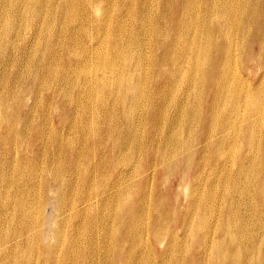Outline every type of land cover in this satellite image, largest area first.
I'll list each match as a JSON object with an SVG mask.
<instances>
[{"label": "bare ground", "instance_id": "6f19581e", "mask_svg": "<svg viewBox=\"0 0 264 264\" xmlns=\"http://www.w3.org/2000/svg\"><path fill=\"white\" fill-rule=\"evenodd\" d=\"M45 1L47 0H43V2ZM61 1L62 4L66 1L64 9L60 6ZM120 1L125 5L130 2L127 11L124 10V7H120L118 11L116 10V4ZM147 1L150 2L151 0H145L144 7ZM256 1L238 0L237 7H241V11L244 12L249 10L252 2ZM38 2L41 13H44L43 2L40 3L39 0ZM134 2L136 3V0H54V4L51 5V11H56L57 15L65 18V22L61 27L67 26V20L73 16H77L79 14L78 12H81L82 17L86 19L87 25L90 28H94L95 23L89 16L98 10L108 14V20L113 16V13L114 15L117 14V18H121V22L114 32L118 34L117 38L113 39L109 37L111 50L114 51L113 55L109 54L104 61L110 81L118 83L121 87L116 92L108 88L101 93L94 90L92 86L89 90L85 91L88 94L85 103L95 117H97L95 113L101 111L105 103L108 106H116L118 111L121 112V116L114 117L107 127L94 129L91 133L93 144L89 141V148L85 154L78 150L77 145H85L87 143L86 139L83 143L75 139L71 128L67 132L55 131L52 135L59 138V146L67 151V155L63 156L67 169L61 166L57 170L58 177L44 176L42 172L40 175L41 178L44 177L42 180L45 182L46 190L52 185L56 188L53 192H46L49 201L51 200V196L57 197V202L53 206L54 210L59 211L63 208L62 202L59 199L62 195H68L70 202L74 201L72 213L68 221L72 219L73 213L80 217L84 210L90 209L94 220L96 218L98 220L96 223L94 220L90 221L87 227L92 232L98 228L97 234L104 235L101 241L100 238H96V240L88 234L82 253H75L78 247L74 245L70 250L65 252L68 261L64 264H84L89 259H92L94 264H100L102 259L105 264H110L112 244L114 243L113 251L116 253L118 247L117 237L121 236L122 227L117 224L116 226H113V224L108 226L109 220L105 219L107 214L110 215V221L112 223L114 221L120 223L123 217L124 219H130L127 227L125 229L122 228L124 233L123 237L131 239V241L133 239L136 240L126 264H149V262L150 264H173L171 261L174 258L178 261L176 264H184L185 259H188L190 255L193 256L194 264H264V217L262 216L264 209V153L261 150V145L264 141V126L262 122H259L258 124H253L251 128L249 127V122L255 117V114L247 113V101L244 102L242 113L238 117V96L243 94V85L239 84L240 80L245 83V88H247L246 96L250 92V84L246 80V76L242 75L238 70L237 63L238 58L243 62L245 49L250 45L248 41L250 37L248 29L239 31L238 28L237 31L235 25L230 30L225 28L223 22L227 18V11L236 9L230 0H206L207 6L204 15L209 25L205 27L204 33L210 39L208 40V45L203 50L201 49L200 60L204 64H209L212 51L218 44L215 42L217 38L224 37L229 43L223 47V55L218 58L219 65H215L211 69L217 79L219 78L223 82L219 91L217 86L214 104L209 112V118H207V125L203 126L204 118L202 109L199 107L200 101H189L194 79H197L199 75L196 69L192 71L191 82L188 87L185 86L188 68L183 67L179 79L168 86L158 87L160 83L158 84L157 81L161 77L154 75V80L149 79L150 83L148 82L149 86H147L149 89L147 90L144 84V78L147 73L140 75L137 73V70H133L134 67L130 68L133 64H137L135 56L137 54V42L139 40H137V33L135 39L131 35L127 40L123 41V38L128 32L131 16L134 14L137 17L136 6H133L136 5ZM20 3L23 5V2L20 1ZM96 3H99V6ZM101 3H104V5ZM14 4L12 0H0V48L4 50V53L2 55L0 54V69L3 70H7L8 63L11 62L7 56L13 45V41L10 38L13 22L7 20V14L14 11L20 15L28 12H32L34 16L37 14V9L33 7L25 8V3L17 10L12 8ZM197 10L201 13V5L197 7ZM151 11L152 9L150 7L149 12ZM109 24L106 25L105 30H103V35L96 45L92 43L82 46L84 49L82 54H79L80 52L78 51L79 53H73V56L69 55L66 57L67 60L63 61V67H69L73 63V59H76L74 64L78 65L79 68L78 71L70 72V75H75L79 79L84 74L85 77H89L92 81L95 76L101 75L99 65L97 64L99 62L96 61L97 57L91 55L94 48H100L105 43V33L108 30L110 31L114 25V23L112 25ZM140 28L142 40L145 41L141 47V51L144 52L146 51L147 35H149L148 24H141ZM81 29L80 26H73V35H78ZM111 38L112 40L110 41ZM190 42L192 45L194 40ZM237 43L242 46L243 50L241 54L237 51ZM18 45V50L23 48L21 44ZM82 48L81 50H83ZM46 52L47 50L45 49L43 53L45 54ZM70 54L72 53L70 52ZM166 56L168 57L167 54ZM262 56L263 50H260L255 56L251 57H255L258 61H263ZM17 58L14 59V62L17 61ZM42 59V62L45 61L47 56L44 55ZM50 59L49 64L41 65V72L40 70L36 72L34 78L36 81L41 76L43 77L44 72L48 74L54 68V63L58 66L59 59H55V55L51 56ZM119 60L123 61L122 65ZM116 61H119L121 65L118 70L115 69ZM261 68L264 69V63L259 69ZM80 72L83 74H80ZM48 76L52 80L55 79L58 81L61 79L59 91L64 95L63 101L66 110H71L73 105L80 102V98H74L70 94L69 85H71V82L66 73L59 76L55 69ZM260 76L264 79L263 71ZM22 79L24 80V78ZM154 81H156L155 85ZM129 87H133L136 92L138 90L144 94L140 98L141 102L138 105L137 95L131 97L127 94V92H131ZM224 92L225 94L223 95ZM124 94H126L125 98L127 100H132L134 103L131 111L122 105V97ZM15 97L17 96L15 95ZM253 97L256 98V95L253 94ZM11 100H3L0 98V127L4 128L1 138L9 144L13 143L14 136L19 132L18 124L20 123L25 126L27 122L26 117L25 119H20L16 116L17 113L12 112L8 114L7 109L12 107L13 103ZM226 105L228 107L225 108ZM256 110L257 107L253 106L252 111L255 112ZM128 124L129 126H126ZM137 125L139 129H137ZM122 129L124 131L123 135L121 137L119 136L116 140L117 134L119 133L120 135ZM149 130L152 134L151 136H149ZM248 131L251 132L250 137L248 136ZM241 132L242 134L240 135L239 133ZM80 134L82 136L85 132H80ZM199 136H201V142H199ZM247 139L248 142L246 141ZM212 146L215 147V160L213 161L210 160L213 158L211 154ZM114 148H118L117 152H115L116 155L112 152ZM248 148L252 151L250 154L246 152ZM107 150L112 153V156H109L110 153L108 154L110 158L105 154ZM147 151L151 153V164L148 169L149 178L147 179L145 189L143 186L142 196L138 199V209L141 210L145 205L148 207V213L146 214L145 210L142 215L143 219H146L147 225L142 228H137V219L139 218L140 210L137 211V197H133L137 190V164L143 163V154ZM196 151H199L196 172L192 176L186 177L188 170H183L177 187L170 188L169 191L162 193V181L157 175L160 162L169 171L174 166L178 157H185L184 163L186 165L189 164L191 157L196 155ZM70 153L73 156H70ZM89 153L93 155H89ZM13 155L15 157L14 159L17 160L19 153L15 152ZM82 158L88 160V165H83L84 168L80 169V172L87 174V179L91 185L85 192L84 188L87 186L86 183L80 185V182H74L72 179L67 182L65 178L66 170H68L69 166ZM133 158L136 160L135 173L129 164ZM225 159L230 160L226 161ZM31 165L35 168L38 167V163H31ZM207 166H210L214 170H210L209 172L208 169H205ZM233 170L236 171L235 174ZM13 172L15 173L16 170H13ZM109 173H113L111 185L106 180L108 175L111 177ZM222 174L225 176L222 184L223 189L220 190L221 186L217 185V183L220 181ZM1 177L7 179L5 191L0 192L1 200L3 197L8 198L10 196L7 202L15 204L10 188L13 179L9 176ZM189 179L192 181L188 182ZM239 181L241 182L240 188L237 189L236 183ZM181 192L185 196L182 208L185 207L186 212L184 216L188 220L185 227L183 223H180L179 214L176 216L174 212L171 214L166 213L163 216L159 211H156V215L151 216L150 206L158 210L165 209L167 206L172 209H174L173 207H177ZM84 194H86V197L82 200L80 195L83 196ZM157 194H160L158 198L156 197ZM27 195H24L25 201ZM226 197H228V200L225 202ZM75 198L78 200L76 201ZM103 200H106L104 206L101 203ZM110 200H113V202L107 203ZM49 201L46 203L38 202L35 205L40 210L42 209L41 207L45 208ZM130 203L133 204V207L126 214L124 211ZM14 208L16 211L19 210L17 203ZM250 210L253 213L250 214ZM258 211L259 213H257ZM51 212L42 215L43 233L41 236L44 240L48 239L50 235H52V238H55L56 232L61 234L60 227L49 231L48 224L51 222L49 220ZM253 217L257 218L255 237L258 238V242L253 244L249 243L241 247L239 243L248 235L247 227ZM132 219L133 221H131ZM150 219L152 220L151 229L149 224ZM7 220H11L10 215L7 216ZM104 221L106 222V226H103ZM238 221L243 228L241 230H237ZM160 222H163V224ZM25 224L26 229L27 226L29 227L28 231L22 230L17 239L14 237L10 238L15 252L19 244L23 243V240H25L24 243L26 244L27 242L29 244L31 243L29 231L31 228L37 227L40 223L39 219L31 216L30 220H26ZM55 224L57 226L59 221L56 220ZM195 231L202 234L203 239L199 241L200 249L198 250L194 249L197 242L195 241L196 239L188 242V237ZM77 234V230L73 232L74 239ZM114 234L117 237H114ZM141 234V241L144 243L137 244V238ZM37 241H40L39 238ZM154 241L159 245L160 251H158ZM187 243H191V245ZM37 245L43 250L47 248L46 245L44 247L43 245ZM65 246H70V243L66 242ZM58 248L61 251L62 245L60 244ZM148 249L149 255L145 253ZM48 250L50 249L47 248L45 252ZM5 257L9 258V256ZM244 258H247L249 262H246ZM168 259L171 261H168ZM26 261L24 264H32L30 260L27 259ZM59 261L60 256L54 255L50 259V264H57Z\"/></svg>", "mask_w": 264, "mask_h": 264}, {"label": "rangeland", "instance_id": "374dc122", "mask_svg": "<svg viewBox=\"0 0 264 264\" xmlns=\"http://www.w3.org/2000/svg\"><path fill=\"white\" fill-rule=\"evenodd\" d=\"M20 1L23 2V5L25 3V8L33 7L37 9V14L36 16H34L32 12H28L24 15H20L15 11L7 14V20H11L13 22L10 33V35L12 36H10V38L13 41V45L7 56V58L11 61L10 63H8V66L6 68L7 70L0 69V98L3 100L9 99V101L12 99V107L8 108L9 111L7 109L8 114L12 112L17 113L16 116H18L20 119H25L26 117L27 122L25 126L20 123L18 124L19 132L18 134H16V136H14V141L11 144L1 138L4 132V128L0 127V192H4L7 186V179L1 176L11 177L13 179V182L10 186L11 195L15 200V204L17 203L19 206V210L16 211L14 208L15 204L7 202L10 199V196L8 198L3 197L2 200L0 198V264H24L25 262H27V259L30 260L32 264H50V259L54 257V255L60 256V261L57 264H64L68 261L65 252L67 250H70L74 245H77L78 247L75 253H82L83 248L86 245L85 239L88 234L93 236L94 239L100 238L101 241L103 240L104 235L97 234L98 228H96L92 232L87 227V224L90 221L94 220L90 209L84 210L80 217L73 213L72 219L68 221L71 216L74 203V201L70 202L68 195H62L59 199L62 202L63 208H61V210L59 211L54 210L53 206L55 205V202H57V197L51 196V200L49 201L46 192H53L56 188L54 187V185H52L50 188H48V190H46L45 182L42 180L44 177L41 178L40 175L42 172L44 176L58 177L57 170L61 166H64L67 169L66 162L63 157L67 155V151L66 149H62L59 146V138L52 135L55 131L67 132V130L71 128L73 137L75 139H77L81 143H83V141L86 139L87 143L85 145H77L78 150L81 153L85 154L89 148V141L91 142V144H93L91 133L94 131V129L107 127L114 117L121 116V112L118 111V108L116 106H108L105 103L101 111H97L95 113V115L97 116L95 117L85 103L88 96L85 91L89 90L91 86L94 90H97L101 93H103L108 88L109 90L116 92L121 87L118 83L110 81V78L107 74V67L104 65V61L108 57V55H113L114 51L111 50L112 48L109 42V37H112L113 39L117 38L118 34L114 32L118 24L121 22V18H117V14L114 15L113 13V16H111L108 20V14H105L104 12L98 10L97 12L89 16L95 23V27L90 28L87 25L86 19L82 17L81 12H78L79 14H77V16H73L72 18H69L67 20V26L61 27L65 22V18L63 16L57 15L56 11H51V5L54 4V0H47L45 2H43V0H39L40 3L43 2V6L45 9L44 13H41L38 7V0H12V3H15L14 7L12 8L16 10L20 9L21 6H23ZM142 1L143 0H136V3L134 2V4L136 5L133 6H136L137 17L134 14L131 16L130 24L128 25V32L123 38V41L127 40L131 35L135 39L137 33V40H139V42H137V54L135 56V61L137 62V64H133L132 66H130V68L134 67L133 70H137V73H139L140 75L147 73L146 77L144 78V84L147 90L149 89V87L147 86H149L148 84L150 83V80H154V75H159L161 77L160 80L157 81L158 84L160 83L158 87L165 85L168 86L179 79L183 67L188 68L185 83V86L188 87L191 82L192 71L196 69L199 75L197 79H194L189 101H200L199 107L202 109L204 118L203 126H206L207 118H209V112L214 104V97L217 91V86L219 91L223 82L221 79H217L211 69H213L215 65H219L220 62L218 61V58L222 57L223 47L226 46L229 42L224 37H221L219 39L217 38L215 42L218 44L212 51L211 60L209 64H204L200 60L201 49L203 50L208 45V40L210 39L209 36L204 33L205 27H208L209 25V23L207 24L208 21L206 20L204 15V11L207 6L206 0H151L150 2L147 1L145 7V0L143 2ZM230 2H232L236 9L228 11L226 10L228 13L227 18L223 22V24H225V28L227 30H230L235 25L237 31L238 28L239 31L248 29V32L250 34L248 40L250 42V45L245 49L244 60L242 62L241 59L238 58L237 61L238 70L242 75L246 76L245 78L250 84V92L248 96H246L247 88H245V83H243L241 80L239 82V84L243 85V94L241 96H238V117H240L242 113L244 102L247 101V113L255 114V117L249 122V127L251 128L253 124H258L259 122H262L264 126V79H262L260 76L262 71L264 72V69H259L260 66L262 67V64L264 63V0H257L256 2H252L249 6V10L244 12L241 11V7H237L238 0H230ZM65 4L66 1L63 4L62 1L60 2V6L63 9L65 7ZM96 4L99 6V3ZM101 4L104 5V3ZM129 5L130 2L125 5L120 1L116 4V10L118 11L120 7H124V10L127 11ZM200 5L201 13L197 10V7ZM150 7L152 9L151 12H149ZM43 19L44 22L42 23ZM108 23H110L109 25H112V23H114V25L110 31L108 30V32L105 33V43L100 48H94L91 55L97 57L96 61L99 62L97 64L99 65V72L101 75L95 76L93 81L89 77H85L82 72H80V74L83 75L80 76L81 78L79 79H77L75 75H70V72L72 73L73 71H78L79 69L78 65L74 64L76 62V59H73V63L66 68L65 66L63 67V61L67 60V56H73L78 51L80 52H78L79 54H82V52L84 51L82 46H86L92 43L96 45L99 42L100 37L103 35V30H105V27ZM146 23L148 24L149 28V35H147L145 45L146 51L143 52L141 51V47L145 43V41L142 40V32L140 26L141 24ZM73 26H80L82 28L78 35H73ZM112 38L110 39V41L112 40ZM52 40L53 42H51ZM191 40H194V43L192 45L190 42ZM18 44H21V47L23 48L18 50ZM81 48L83 50H81ZM45 49L47 50V52L44 54L43 52ZM242 50V46L237 43V51L241 54ZM260 50H263V61H258L255 57H251L255 56L256 53ZM70 52L72 54H70ZM3 53L4 50H1L0 54L2 55ZM52 54L55 55V59L57 58L59 60L58 66H56L54 63V68L51 69L50 72L56 69L59 76L66 73L69 76V81L71 82V85H69L70 94L74 98H80V102H77L75 105H73L71 110H66L63 101L64 95L59 91L61 86V79L58 81L55 79L52 80L51 77L48 76L50 72L48 74L44 72L43 77H40V79H42V81L40 82V79H38L37 81L34 79L36 72L39 70L41 72V65L50 63V57L53 56ZM166 54L168 55V57L166 56ZM44 55L47 56V59L42 62V57ZM16 57H18L17 61L14 62V59H16ZM128 60L130 59L128 58ZM119 61L115 62L116 70H118V68L123 64V61H120V65ZM21 76L25 81L21 78ZM155 84L156 81H154V85ZM129 88L131 92H127V94L131 97L137 95L138 105L141 102L140 98H142L144 94L140 93L138 90L136 92L133 87ZM164 92L166 93V91ZM224 94L225 92L223 93V95ZM253 94L256 95V98L253 97ZM15 95L17 97H15ZM125 95L126 94H124L122 97V105L125 106L126 109L131 111L134 103L132 100H127L125 98ZM253 106L257 107V110L255 112L252 111ZM226 107H228V105H226L225 108ZM126 126H129V124ZM137 129H139L138 125ZM80 132H85V134L81 136ZM123 133L124 131L122 129L120 135L119 133L117 134L116 140L119 136L121 137ZM239 134L241 135L242 132ZM151 135L152 134L149 130V136ZM250 135L251 132L248 131V136L250 137ZM201 141V136H199V142ZM246 141L248 142V139ZM117 150L118 148H114V150L112 151L113 154H115ZM261 150H263L264 153V141L262 142ZM15 152L19 153L17 160L14 159L15 157H13V153ZM106 152L107 153L105 154H107V157L112 156V153H110L108 150ZM246 152L250 154L252 151L250 148H248ZM195 153L196 155L191 157V160L187 165L184 163L185 157H178L175 161L174 166L170 168L169 171L167 170L166 166H164V164L160 162L157 175L162 181V193L169 191L170 188L173 189L177 187L178 180L182 175L183 170H188L186 172V177L192 176L196 172V164L198 161L199 151H196ZM211 154L213 155V158H211L210 160L213 161L215 160L214 146L211 147ZM89 155L93 154L89 153ZM143 155V163L137 164V190L133 196L134 198L137 197V211L140 210L138 209V199L142 196L143 186L145 189V186L147 184V179L149 178L148 169L149 165L151 164V153L147 151ZM70 156H73V154L70 153ZM135 159H132V162L134 161L133 164H131V161L129 162L131 167L134 169V173L136 172ZM225 160L229 161L230 159ZM162 161L164 160L162 159ZM31 163H38V167H33ZM83 165H88V160L86 158L78 159L76 163L74 162L73 164H71L68 170H66L65 178L67 182L72 179L74 182H80V185L86 183L87 186L86 188H84L85 192L91 185L89 184V181L87 179V174L80 172V169L84 168ZM123 169L125 170V168ZM205 169H208L209 172L210 170H214L210 166H207ZM13 170H16V174L13 172ZM235 172L236 171L233 170L234 174ZM11 173L13 176L11 175ZM167 173L168 175H166ZM112 175L113 173L111 174V177L110 175H108V177L106 178L109 185H111L113 181ZM224 176L225 175L222 174L220 181L217 183V185L221 186L220 190L223 189L222 184ZM191 181V179L188 180V182ZM240 183V181L236 183L237 189L240 188ZM24 195H27L26 201ZM159 196L160 194H157L156 197L158 198ZM85 197L86 194H84L83 196L80 195V198H82V200ZM184 197V193L181 192L179 197L180 201L177 207H173L174 209L167 206L165 209L158 210L153 209V207L150 206L151 216L156 215V211H159L163 216L166 213L171 214L172 212H174L176 216L177 214H179L180 223H183L185 227V224L188 223V220L185 219L184 216L186 212L185 207L182 208L185 201ZM75 200L77 201L78 199L75 198ZM227 200L228 197H226L225 202ZM47 201H49L50 204L48 202V205H46L45 208L41 207L43 210H39L38 206L35 205L38 202L46 203ZM109 202H113V200L107 201V203ZM101 203L104 206L106 200H103ZM132 207L133 204L130 203V205L126 207L124 213L127 214L128 211L132 209ZM145 210L147 214V205H145V207L140 210L139 218L137 219V228H142L147 225L146 219H143L142 217ZM50 212L51 216L49 220L51 222H49L48 224L49 231H53L56 227L57 229L60 227L61 234H58L56 232L55 238H52V235H50L48 236V239L44 240L41 236V234L43 233L42 215L44 213L49 214ZM249 213L251 214L253 213V211L250 210ZM257 213H259V211ZM9 215L11 217L10 221L7 220V216ZM31 216L39 219L40 224L37 227L31 228L29 231V234L31 236V243L29 244L27 242L26 244L24 243L25 240H23V243L19 244V247L15 252L14 245L12 244L10 238L14 237L15 239H17L20 236V232H22V230L28 231L29 227L27 226V229L25 228V222L26 220H30ZM262 216L264 217V209ZM105 219L109 220L108 226H110L111 224H113V226H116L117 224L120 225L123 229H125L130 222V219H124L123 217L120 223H118L117 221H114L112 223V221H110L111 217L108 214L105 216ZM56 220L59 221V224L57 226L55 224ZM97 220V218L96 220H94L95 223L97 222ZM131 221H133V219ZM256 221V217H253L250 220L251 223H249L247 227L248 235L243 241L239 243V246L242 247L249 243L253 244L258 242V238L255 237ZM61 223L63 224V226H61ZM160 223L163 224V222ZM149 224L151 229V219L149 220ZM103 226H106L105 221L103 222ZM122 228L120 233L121 236L117 237L114 234V237H117L118 247L116 249V253H114V243L112 244L110 264H126L129 258L130 251L136 240L133 239L131 241V239L123 237L124 233L122 231ZM241 229L243 228L238 221L237 230ZM76 230L78 234L74 239L73 232H75ZM141 236L142 234L137 238V244L144 243L141 241ZM38 238L40 240L39 242L37 241ZM192 239H196L195 241H197L194 249H200L199 241L203 240L202 234L195 231L188 237V242ZM66 242H69L70 246H65ZM37 244L43 245V247L46 245L50 250L45 252L47 248L43 250ZM60 244L62 245L61 251L58 248ZM155 244L158 251H160L159 245L156 242ZM187 244L191 245V243ZM41 250L43 251V253ZM145 253L149 255V249L146 250ZM5 256H9V258H6ZM186 259L184 261V264L185 262L186 264H194L192 255H190L187 261ZM244 259L246 262H249L247 258ZM45 261H47L48 263ZM168 261L171 260L168 259ZM171 262L173 264H176L178 261L174 258ZM84 264H94V262L92 259H89ZM100 264H105L103 259Z\"/></svg>", "mask_w": 264, "mask_h": 264}]
</instances>
